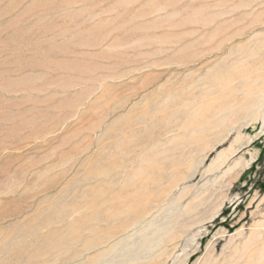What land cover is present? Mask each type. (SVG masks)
<instances>
[{
	"label": "rangeland",
	"instance_id": "obj_1",
	"mask_svg": "<svg viewBox=\"0 0 264 264\" xmlns=\"http://www.w3.org/2000/svg\"><path fill=\"white\" fill-rule=\"evenodd\" d=\"M0 264H264V0H0Z\"/></svg>",
	"mask_w": 264,
	"mask_h": 264
}]
</instances>
